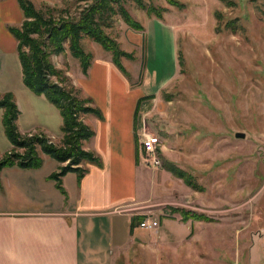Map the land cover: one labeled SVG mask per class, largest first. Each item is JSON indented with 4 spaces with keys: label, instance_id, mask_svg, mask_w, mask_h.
I'll return each mask as SVG.
<instances>
[{
    "label": "rangeland",
    "instance_id": "1",
    "mask_svg": "<svg viewBox=\"0 0 264 264\" xmlns=\"http://www.w3.org/2000/svg\"><path fill=\"white\" fill-rule=\"evenodd\" d=\"M141 1L143 6L135 0H123V5L148 29L147 22L155 17L173 33L175 68L171 70L169 49L159 37H152L154 49L148 57L144 41L135 44L142 32L127 26L120 15L110 16L105 32L132 53L134 58L122 56L120 62L133 85L144 74L146 83L148 77L170 76L144 116L157 130L163 169L149 166L144 188L148 191L151 184L155 198L162 173L165 191L157 198L164 204L138 214L156 219L158 226L142 229L143 234L115 254L113 264H264V0ZM32 2L36 8L47 3L71 15L83 6L78 0ZM82 45L92 54L112 56L89 37ZM52 61L66 70L72 85L82 76L78 60L68 52L52 56ZM17 63L13 75L0 77V93H10L16 102L19 131L42 133L58 143L59 110L24 84ZM235 132L245 137L236 138ZM10 149L0 108V155ZM169 167L183 171L195 186ZM119 226L126 228L125 220Z\"/></svg>",
    "mask_w": 264,
    "mask_h": 264
},
{
    "label": "crops",
    "instance_id": "2",
    "mask_svg": "<svg viewBox=\"0 0 264 264\" xmlns=\"http://www.w3.org/2000/svg\"><path fill=\"white\" fill-rule=\"evenodd\" d=\"M22 19L17 0H0L1 79L18 70L17 41L8 26H18ZM150 19L147 24L151 28L142 23V35L135 39V44L141 45L144 41L149 57L154 49L152 37H159L169 49L172 70L177 62L176 38L159 19ZM146 76L143 75L139 85H131L111 57L93 54L87 76L82 74L73 80L103 115L102 119L91 116L89 121L84 117L94 135L83 142V147L94 150L101 164H86L88 171L79 181L75 172H67L61 177L62 190L59 189L50 177L59 163L45 156H41L42 162L37 167L14 164L1 169L0 264H113L115 254L144 233L138 225L130 228L131 217L163 205L157 197L165 191V185H161L163 175L159 173L156 197L151 184L148 191L144 188L148 183L149 165L140 154L139 140L143 132L156 134L157 130L148 125L144 116L150 114L149 102L170 77L168 74L160 80L148 77L146 83ZM145 85L149 87L138 94ZM149 94L153 98L138 102L140 97ZM162 214L167 215L165 211ZM116 219L125 220L127 227L120 228ZM99 220L104 221L102 234ZM165 226L169 227V223Z\"/></svg>",
    "mask_w": 264,
    "mask_h": 264
},
{
    "label": "trees",
    "instance_id": "3",
    "mask_svg": "<svg viewBox=\"0 0 264 264\" xmlns=\"http://www.w3.org/2000/svg\"><path fill=\"white\" fill-rule=\"evenodd\" d=\"M17 1L23 19L18 26L9 25L8 30L17 41L16 51L22 80L29 89L44 95L57 107L62 118L61 137L58 143H54L42 133H21L16 124L20 114L16 102L10 93H0L4 131L11 144V149L0 155V171L4 166L14 164L21 167H37L42 162L41 152L59 163L57 171L50 177L62 190L61 177L67 172H75L79 181L88 171L86 164H101V159L94 150L83 147V142L94 135V130L85 123L84 117L91 115L102 119L103 115L90 96L79 95L81 89L71 84L66 70L55 66L52 56L68 52L78 60L82 74L87 76L93 54L84 49L82 40L89 37L111 52L112 62L133 85L134 82L121 64L120 58L134 57L132 53L122 50L105 32V28L111 27L108 19L113 15H120L124 23L135 31H143L144 27L125 8L123 0H78L83 2V6L77 7L75 15H71L67 10L51 8L47 3L41 8H36L31 0ZM135 1L139 6H143L141 0ZM153 96L149 94L140 97L138 102ZM138 107L137 103L135 116ZM134 126L136 128V117ZM17 149L23 151L19 152ZM158 155L161 156L160 150ZM169 169L175 171L186 184L195 186L183 171L172 167ZM171 209L176 210L173 207ZM142 219V215L132 216L130 228L137 226Z\"/></svg>",
    "mask_w": 264,
    "mask_h": 264
},
{
    "label": "built area",
    "instance_id": "4",
    "mask_svg": "<svg viewBox=\"0 0 264 264\" xmlns=\"http://www.w3.org/2000/svg\"><path fill=\"white\" fill-rule=\"evenodd\" d=\"M160 147V139L156 134L143 132L139 140V151L144 157L145 163L151 167H160V160L158 156ZM158 226L156 219L149 217L143 218L138 227L146 230H154Z\"/></svg>",
    "mask_w": 264,
    "mask_h": 264
},
{
    "label": "water",
    "instance_id": "5",
    "mask_svg": "<svg viewBox=\"0 0 264 264\" xmlns=\"http://www.w3.org/2000/svg\"><path fill=\"white\" fill-rule=\"evenodd\" d=\"M234 136L236 138H244L245 137V133H243V132H235Z\"/></svg>",
    "mask_w": 264,
    "mask_h": 264
}]
</instances>
